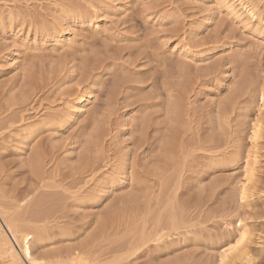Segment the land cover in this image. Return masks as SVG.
I'll use <instances>...</instances> for the list:
<instances>
[{"label":"rangeland","instance_id":"374dc122","mask_svg":"<svg viewBox=\"0 0 264 264\" xmlns=\"http://www.w3.org/2000/svg\"><path fill=\"white\" fill-rule=\"evenodd\" d=\"M222 1L0 0V223L32 257L219 264L244 224L264 264V197L237 194L264 130V0H244L254 22Z\"/></svg>","mask_w":264,"mask_h":264},{"label":"bare ground","instance_id":"6f19581e","mask_svg":"<svg viewBox=\"0 0 264 264\" xmlns=\"http://www.w3.org/2000/svg\"><path fill=\"white\" fill-rule=\"evenodd\" d=\"M222 3L224 4V7L228 8V10L230 11H233L235 7L240 8L242 12L244 13V15L246 16L247 20L249 21H253V22L260 21V17H259L260 13H258L259 11H257L258 8L251 2L249 3L248 1H244V0H223ZM92 28L97 29V25L95 26L93 25ZM72 44H73V39L68 36L61 35L56 38V45L58 46H61V47L71 46ZM23 45L28 46L29 44L23 43ZM15 55H17L16 51H14L11 56L14 57ZM261 101H262L261 107H263L264 96L261 97ZM68 104L69 106H71L70 108H68V110L70 111L68 112L69 117L67 119V122L69 123L72 121L73 116L76 115L74 112L75 110H77V112H81L85 109L84 95H79L75 99L69 101ZM251 128H252L251 130L252 132H250L251 136L249 137L250 138L249 140L251 142V145H250L251 151L248 152L250 153V155H248L249 159H248V162H246L247 164L245 166L244 178L242 181H240V183H238V186H237V194L239 195L240 200L242 201L243 204L244 203L249 204V202L252 201L254 198L264 197L263 195L264 191H262V189L260 188V173H259L260 171H258V167H259L258 165L261 162H264V155H263L264 153H262L263 156H260L261 154L259 155V146H258L259 143H261L262 140L264 139L263 138L264 130H263V124L261 120L254 121L253 126ZM15 138L16 139L14 141H19V142L26 141L25 133ZM18 152H19V156H23L28 153V151H26L25 145L22 146L18 150ZM70 152H72L71 156L75 155L74 151H70ZM223 160H224L223 158H220L218 161V165L216 166L217 167L221 166L223 164L222 163ZM126 182H127V177L125 174H123L121 178L119 179V182L117 183V188L123 187L124 184H126ZM190 228H191L190 226L186 225L184 229L185 232L186 233L189 232ZM18 229L16 227V224L8 220L4 219L2 221V224L0 223L1 234L6 239L5 247H4L6 249V253H4L5 251L4 252L2 251L4 254L3 256H6L7 258H9L5 260V263L6 264H21V262H26V264H32V260H37L40 262V264H46L47 261L45 259L47 258V256L46 258H44L45 256L43 254L42 255L44 257L40 256L41 258L39 256L38 258H36L34 257L35 255L33 257L31 256L30 250L32 249H29L31 247H29V243H28V246L26 243L28 232H25V231L22 232L21 230L20 232ZM253 230L254 229H251L244 224L240 226V229L238 230V232L236 230L237 232L236 236L232 237L231 239L229 238L230 240L229 241L227 240L228 244L226 243L227 245L225 247L222 246L223 248L220 250L219 255L217 254L218 263L219 264H252L255 260V252H259L262 250V243H261L262 241L260 240L261 238H259L258 235L255 234L256 232ZM241 235L246 236V239L244 240L243 244L238 249H235L234 251L224 254V249L227 247H230L231 244L235 243V241L239 239ZM36 238H41V237H36ZM37 240H41V239H37ZM37 240L35 242H37ZM29 257H31V260L29 259ZM67 262H69L68 264H89L87 260H85L83 257L80 258L78 256H74L73 259ZM48 264H50V262Z\"/></svg>","mask_w":264,"mask_h":264},{"label":"snow or ice","instance_id":"6c2138e0","mask_svg":"<svg viewBox=\"0 0 264 264\" xmlns=\"http://www.w3.org/2000/svg\"><path fill=\"white\" fill-rule=\"evenodd\" d=\"M245 239H246V236L241 235L239 239L235 241V243L231 244L230 247H227L224 249V254H227L231 251H234L235 249H238L243 244ZM29 259L31 260V257H29ZM21 264H26V262H21ZM32 264H40V262L37 260H32Z\"/></svg>","mask_w":264,"mask_h":264}]
</instances>
